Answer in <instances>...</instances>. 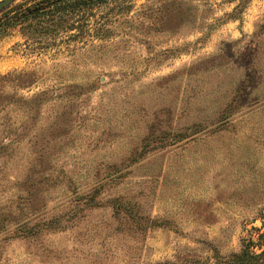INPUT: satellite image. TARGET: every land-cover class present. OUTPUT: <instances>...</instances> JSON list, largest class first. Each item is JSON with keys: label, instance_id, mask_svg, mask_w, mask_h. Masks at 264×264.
<instances>
[{"label": "rangeland", "instance_id": "374dc122", "mask_svg": "<svg viewBox=\"0 0 264 264\" xmlns=\"http://www.w3.org/2000/svg\"><path fill=\"white\" fill-rule=\"evenodd\" d=\"M63 23L0 35V264L258 251L264 0H109Z\"/></svg>", "mask_w": 264, "mask_h": 264}, {"label": "trees", "instance_id": "16d2710c", "mask_svg": "<svg viewBox=\"0 0 264 264\" xmlns=\"http://www.w3.org/2000/svg\"><path fill=\"white\" fill-rule=\"evenodd\" d=\"M109 0H21L5 9L0 8V35L15 24H24L25 28L39 31L56 30L59 27L72 28V23L64 24L68 16L82 12ZM8 6L5 5V7ZM257 236L264 235V222ZM263 244L262 242H258ZM154 264H177L172 261H159ZM214 264H264V244L258 251L248 248L245 242L238 251L231 253L221 262Z\"/></svg>", "mask_w": 264, "mask_h": 264}, {"label": "water", "instance_id": "95a60500", "mask_svg": "<svg viewBox=\"0 0 264 264\" xmlns=\"http://www.w3.org/2000/svg\"><path fill=\"white\" fill-rule=\"evenodd\" d=\"M10 1H12V0H0V8L5 6L6 4H8Z\"/></svg>", "mask_w": 264, "mask_h": 264}]
</instances>
